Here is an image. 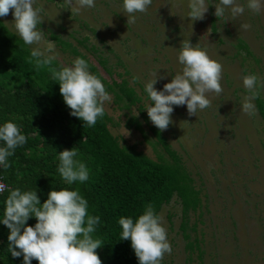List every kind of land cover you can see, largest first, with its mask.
Listing matches in <instances>:
<instances>
[{
	"label": "rangeland",
	"instance_id": "rangeland-1",
	"mask_svg": "<svg viewBox=\"0 0 264 264\" xmlns=\"http://www.w3.org/2000/svg\"><path fill=\"white\" fill-rule=\"evenodd\" d=\"M205 2L208 8L203 19L193 21L187 16L189 0H152L146 12L135 14L134 24H127L123 0H95V7L83 8L78 14L64 8L65 0H34V7L44 8L40 13L43 21L37 26L44 41L26 46L30 50L45 47L51 40L57 56L51 67L57 69L71 66L78 54L83 55L112 97L105 102L102 119L118 146L169 165L176 162L149 128L153 124L146 106L151 101L144 86L157 75L154 87L161 91L181 71L178 53L186 41L219 62L223 91L219 95L206 93L211 106L189 116L186 105H173L172 122L160 130L200 198L186 217L175 194L161 206L158 215L172 248L161 264H264V120L257 106L259 100L264 102V87L252 101L255 114L242 110L248 95L243 77L256 74L264 84V6L255 13L247 8V0H234L245 6V11L233 18L226 9L225 16L217 18L214 13L219 0ZM261 3L264 5V0ZM13 11L0 17V35L7 32L16 39L20 37ZM243 24L250 27L244 29ZM52 35L70 46L62 48ZM11 76L10 71L0 70L4 84L11 86L7 83ZM49 76L52 78L51 71ZM134 76L140 79L133 82ZM123 79L140 101H115L107 84ZM112 87L117 90L114 83ZM129 117L139 127L127 128ZM75 159L82 162L79 154ZM96 252H101V246Z\"/></svg>",
	"mask_w": 264,
	"mask_h": 264
},
{
	"label": "clouds",
	"instance_id": "clouds-1",
	"mask_svg": "<svg viewBox=\"0 0 264 264\" xmlns=\"http://www.w3.org/2000/svg\"><path fill=\"white\" fill-rule=\"evenodd\" d=\"M151 3L152 0H123L127 24H134L135 14L146 12ZM33 5L34 0H0V17L14 10V28L25 45H39L44 41L43 31L37 27L43 21L40 13L44 8ZM246 6L259 13L264 5L261 0H247ZM65 7L70 8L72 14H78L83 8L95 7V0H75V4L73 0H65ZM188 8L187 16L194 21L203 19L208 4L205 0H189ZM226 9L236 18L245 11V6L236 4L234 0H219L214 15L223 18ZM241 27L248 29L250 25L243 24ZM56 58L54 43L49 40L45 47L31 49L28 62L34 63L37 70L49 67L52 79L60 85L64 103L71 109L70 114L80 118L84 127L95 126L98 119L105 115V102H110L112 97L101 79L89 71L84 58L77 57L71 66L58 69L51 67ZM178 61L182 65L181 71L163 85V90L158 91L154 87L157 75L144 86L151 101L146 106L148 117L161 131L172 122L173 105H186L188 115H196L198 109L211 106L206 93L219 95L223 91L220 84L222 65L211 59L206 51L194 47L189 41L183 42ZM139 79L134 76L133 82ZM243 86L248 95L244 98L242 110L253 115L255 108L252 101L260 96L264 84L260 83L256 74H248L243 77ZM0 141L5 144L0 146V166L7 170L10 167L8 158L18 146L27 142V137L16 123L9 120L0 126ZM76 156L74 147L59 151L58 155L57 171L69 186L88 179L85 164L75 159ZM4 190L5 185L0 183V192ZM8 191L10 194L6 198L2 222L10 229L7 249L13 257L23 255L24 264H31L33 259L38 264H102L96 249L103 242L93 238L100 217L88 213V201L78 190H51L43 204L36 191H21L20 188ZM33 216L37 221L34 227L26 224ZM118 223L122 228L120 239H130L139 264H161L164 255L171 254L162 217L155 213L152 205H147L135 222L122 216Z\"/></svg>",
	"mask_w": 264,
	"mask_h": 264
},
{
	"label": "trees",
	"instance_id": "trees-1",
	"mask_svg": "<svg viewBox=\"0 0 264 264\" xmlns=\"http://www.w3.org/2000/svg\"><path fill=\"white\" fill-rule=\"evenodd\" d=\"M11 37L7 32L0 35V70L12 74L7 78L11 86L0 81V126L13 121L27 137V142L18 146L8 158L10 167L7 170L0 168L2 180L7 185L0 195V263L24 264L23 255L13 257L7 249L10 229L2 219L6 198L10 194L8 189L36 191L43 204L51 190L69 188L78 190L88 201L90 215L100 217L93 238L103 242L101 252L97 253L102 264H139L130 239H120L119 218L130 217L135 222L149 204L158 214L161 206L174 194L180 199L186 217L187 212L200 202L198 190L191 185L192 178L177 165L179 156L154 125L149 128L176 162L174 165L118 146L102 118L95 126L84 127L80 118L70 114L71 109L60 94L59 83L49 76L50 68L46 66L37 70L34 63L28 62L31 50L20 38ZM51 37L62 48L70 46L58 35ZM71 51L76 52L74 48ZM78 57L84 58L81 54ZM89 68L101 78L94 66L89 65ZM113 83L117 90L113 89ZM112 84H107V89L114 91L115 101L123 98L131 104L140 101V96L125 79ZM257 106L264 120L263 100H259ZM139 109L144 116L142 106ZM125 126L139 127L131 117L127 118ZM0 146H5L3 141ZM73 147L88 170V179L69 186L57 171L58 155L59 151ZM36 222L33 216L26 224L34 227ZM31 264H38V261L33 259Z\"/></svg>",
	"mask_w": 264,
	"mask_h": 264
},
{
	"label": "built area",
	"instance_id": "built-area-1",
	"mask_svg": "<svg viewBox=\"0 0 264 264\" xmlns=\"http://www.w3.org/2000/svg\"><path fill=\"white\" fill-rule=\"evenodd\" d=\"M0 143H1V141H0ZM0 168H1V166H0ZM0 183H3V184L5 185V189L7 188V185H6V183L2 180L1 175H0ZM3 192H4V191H3ZM3 192H0V195H1Z\"/></svg>",
	"mask_w": 264,
	"mask_h": 264
}]
</instances>
